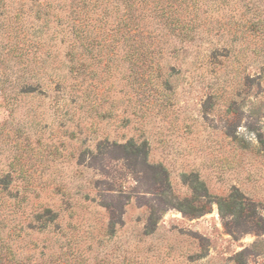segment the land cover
I'll list each match as a JSON object with an SVG mask.
<instances>
[{
    "label": "rangeland",
    "instance_id": "obj_1",
    "mask_svg": "<svg viewBox=\"0 0 264 264\" xmlns=\"http://www.w3.org/2000/svg\"><path fill=\"white\" fill-rule=\"evenodd\" d=\"M0 264H264V0H0Z\"/></svg>",
    "mask_w": 264,
    "mask_h": 264
},
{
    "label": "trees",
    "instance_id": "obj_2",
    "mask_svg": "<svg viewBox=\"0 0 264 264\" xmlns=\"http://www.w3.org/2000/svg\"><path fill=\"white\" fill-rule=\"evenodd\" d=\"M40 4H42V3H40ZM40 4H39V5H40ZM37 11H38V12H40V11H41V9H38ZM38 14H39V13H38ZM39 16H40V14H39ZM126 146H127V145H126ZM137 149H138V152H140V151H141V148H137Z\"/></svg>",
    "mask_w": 264,
    "mask_h": 264
}]
</instances>
